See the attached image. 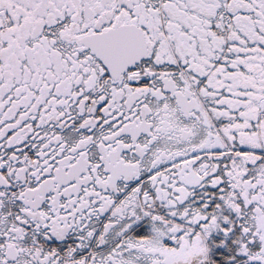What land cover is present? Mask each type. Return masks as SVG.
I'll list each match as a JSON object with an SVG mask.
<instances>
[{
	"label": "snow or ice",
	"instance_id": "6c2138e0",
	"mask_svg": "<svg viewBox=\"0 0 264 264\" xmlns=\"http://www.w3.org/2000/svg\"><path fill=\"white\" fill-rule=\"evenodd\" d=\"M0 264H264V0H0Z\"/></svg>",
	"mask_w": 264,
	"mask_h": 264
}]
</instances>
